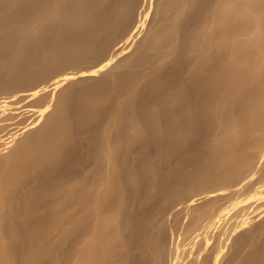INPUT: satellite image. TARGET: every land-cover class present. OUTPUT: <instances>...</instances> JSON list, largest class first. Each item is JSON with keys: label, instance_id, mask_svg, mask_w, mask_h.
<instances>
[{"label": "bare ground", "instance_id": "bare-ground-1", "mask_svg": "<svg viewBox=\"0 0 264 264\" xmlns=\"http://www.w3.org/2000/svg\"><path fill=\"white\" fill-rule=\"evenodd\" d=\"M0 264H264V0H0Z\"/></svg>", "mask_w": 264, "mask_h": 264}]
</instances>
